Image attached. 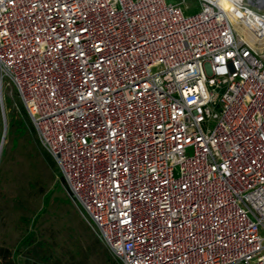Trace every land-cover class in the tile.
<instances>
[{"label":"built area","instance_id":"obj_1","mask_svg":"<svg viewBox=\"0 0 264 264\" xmlns=\"http://www.w3.org/2000/svg\"><path fill=\"white\" fill-rule=\"evenodd\" d=\"M195 1L0 0V85L121 264H264V0Z\"/></svg>","mask_w":264,"mask_h":264},{"label":"rangeland","instance_id":"obj_2","mask_svg":"<svg viewBox=\"0 0 264 264\" xmlns=\"http://www.w3.org/2000/svg\"><path fill=\"white\" fill-rule=\"evenodd\" d=\"M186 2L184 14L198 10ZM1 105L0 264H121L81 218L10 83L0 85V139Z\"/></svg>","mask_w":264,"mask_h":264},{"label":"trees","instance_id":"obj_3","mask_svg":"<svg viewBox=\"0 0 264 264\" xmlns=\"http://www.w3.org/2000/svg\"><path fill=\"white\" fill-rule=\"evenodd\" d=\"M24 107V106H23ZM24 113L26 114V115H28V113H27V110L25 109V107H24ZM28 118H29V116H28ZM30 120V119H29ZM31 122V121H30ZM9 126H11V123H9ZM60 178H61V181H62V183H63V179H62V177L60 176ZM29 243V236H24L21 240H20V242L18 243V245L19 246H25V245H27Z\"/></svg>","mask_w":264,"mask_h":264},{"label":"water","instance_id":"obj_4","mask_svg":"<svg viewBox=\"0 0 264 264\" xmlns=\"http://www.w3.org/2000/svg\"><path fill=\"white\" fill-rule=\"evenodd\" d=\"M1 115H2V121H3V132H2V137L0 139V153H1V148H2V142L4 140V136H5V132H6V123H5V117H4L2 105H1Z\"/></svg>","mask_w":264,"mask_h":264},{"label":"bare ground","instance_id":"obj_5","mask_svg":"<svg viewBox=\"0 0 264 264\" xmlns=\"http://www.w3.org/2000/svg\"><path fill=\"white\" fill-rule=\"evenodd\" d=\"M223 5L228 8V10L230 11V16L232 19H235L236 17H240L242 16L238 10H236L235 8L229 7V5L223 3Z\"/></svg>","mask_w":264,"mask_h":264}]
</instances>
